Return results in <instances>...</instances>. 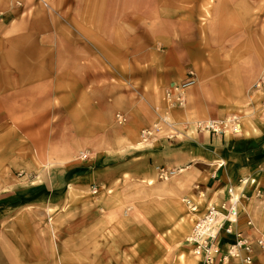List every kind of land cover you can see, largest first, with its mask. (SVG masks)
Returning <instances> with one entry per match:
<instances>
[{"label":"crops","instance_id":"crops-1","mask_svg":"<svg viewBox=\"0 0 264 264\" xmlns=\"http://www.w3.org/2000/svg\"><path fill=\"white\" fill-rule=\"evenodd\" d=\"M49 3L60 15L49 13L42 0H0V225L9 209L17 211L27 201L25 191L34 189L32 175L46 154L69 158L64 157L61 170L69 197L71 183L87 187L100 183L103 164L112 162L110 157L121 150L116 144L85 150L82 139L121 134L124 148L134 146L137 139L141 141L142 129L165 117L173 122L169 127L161 123L168 133L142 141L146 147L131 150L135 157L111 163L109 173L147 179L155 177L157 163L183 168L174 185L186 189L180 194L200 190L207 194L204 204L195 194L194 201L201 205L195 220L204 214L207 200L230 206L228 190L234 187L240 195L234 229L252 239L260 236L264 232V107L248 97L256 77L254 60L232 54L223 57L218 47L187 36L183 23H176L174 31L172 15L163 7L157 15L168 22L162 29L165 37L159 38L161 28L150 29L146 41L139 26L129 27L123 14L111 35L102 16L93 18L91 8H106L107 0ZM130 12L126 18L133 23L139 17L136 2ZM74 25L78 32L71 28ZM111 65L119 78L111 77ZM189 65L197 71L198 84L190 90L184 107H176L167 117L161 91L181 82ZM121 110L130 121L113 127L114 114ZM230 113L240 115L243 132L239 135L199 131L192 123ZM250 117L254 123L245 126ZM187 128L195 130L194 139L178 136ZM72 137L76 144H67ZM75 153L84 156L69 157ZM25 174H30L29 181ZM45 179V188L53 185L54 178ZM192 186L198 190L192 192ZM225 236L223 240H235L233 235ZM84 262L92 263L91 258ZM254 264H264V249L255 247Z\"/></svg>","mask_w":264,"mask_h":264},{"label":"rangeland","instance_id":"rangeland-1","mask_svg":"<svg viewBox=\"0 0 264 264\" xmlns=\"http://www.w3.org/2000/svg\"><path fill=\"white\" fill-rule=\"evenodd\" d=\"M135 2L139 17L132 23L127 21L126 15L131 13L130 9ZM42 4L49 13L60 15L52 9L51 3L47 6L42 1ZM161 7L170 11L174 31L176 23H183V27L187 28H185L187 36L189 34L193 40L208 47L211 45L214 48L218 47L223 57L232 54L254 60L257 66L256 77L249 87L248 97L257 99L264 107L262 88L264 85L256 86L257 83L264 81V0H107L106 8L94 7L90 11L93 18L99 19L102 16L105 19L104 26L110 29V35L114 34L115 27L120 25L115 22L116 19L123 14L125 23L129 27L138 25L143 39L148 41V30L156 28L162 30L168 23L157 15L159 11L161 12ZM153 14L154 19L149 18V15ZM165 15L166 18H170L168 13ZM59 18L68 20L66 16ZM74 27L78 32L75 25L71 26ZM95 27L99 28V25L96 24ZM161 32L162 34L158 35L162 37L159 38L165 37L164 31ZM152 37L154 38V35ZM190 69L197 75L195 67L189 65L185 68L184 78ZM110 70L111 77L119 76V71L113 65L110 66ZM130 72L133 71H127ZM96 76L102 78L101 73H96ZM197 84L198 80L194 86L187 89V97ZM168 88L163 87L161 91L162 101L165 103V109L162 111L167 117L171 110L178 107L169 106L165 99ZM120 112L125 113L122 110ZM120 112L114 114L113 127H123L130 121L129 115L125 113L128 121L119 125L116 115ZM250 113L245 115L249 116ZM164 119L165 117H158L150 127L152 129L156 125L159 126L151 138L157 134L168 133L165 131L166 127L164 129L161 125L162 123L168 126ZM201 119L192 123L197 126L196 122ZM253 123L251 117L246 118L245 126ZM161 129L163 132L160 133ZM191 130L187 128L185 133L180 131L178 136L194 139L196 133L194 129ZM226 134L232 136L236 133L227 130ZM120 135L82 139L85 150L103 149L108 144L111 147L116 144L121 150L116 152V157L113 155L110 157L113 159L112 162L102 163L106 168L100 183L92 182L88 187L76 183L69 184L68 188L65 186L69 189V197L63 187L65 176L61 171L65 162L64 157L67 156L46 154L47 156L41 158L43 161L37 159L38 170L36 175H32L35 178L34 189H26L27 201L17 211L9 209L8 215L1 221L0 264H85L84 259L87 258H91V264H202L200 258L190 251L186 242V237L195 224V214L186 201L188 196L193 201L196 200L197 194L199 203L204 204L205 199H201L204 190L194 193L193 190L198 189L192 186L191 195L180 194L186 189L183 185L174 187L179 172L169 181L162 180L157 167H167L158 163L154 165L156 173L154 178L146 179L140 175L141 178L138 176L126 179L124 176L116 177L110 174L111 163L124 162L127 159L125 156L135 157V154L131 155V150L146 147L137 139L134 146L125 145L124 148ZM56 141L51 143L54 144ZM75 141L73 137L69 138L67 144H76ZM56 147L59 145L53 148ZM76 156L80 158L84 154L75 153L69 157L73 159ZM29 175L25 174L27 181ZM17 176L22 175L17 173ZM45 176L54 178L53 185L49 188H45L47 185ZM22 214L23 218L19 216ZM2 226L4 228L1 233ZM124 257L127 261H124Z\"/></svg>","mask_w":264,"mask_h":264},{"label":"built area","instance_id":"built-area-1","mask_svg":"<svg viewBox=\"0 0 264 264\" xmlns=\"http://www.w3.org/2000/svg\"><path fill=\"white\" fill-rule=\"evenodd\" d=\"M47 6L50 5V0H42ZM186 78L180 83H177L166 90L165 99L171 107L184 106L187 100V89L197 83V75L194 70L186 72ZM264 81L257 83V87H262ZM264 89V86L262 87ZM117 123L125 124L128 121V116L125 113L116 115ZM166 124L172 125L173 122L164 119ZM199 131L204 130L212 134L225 133L226 129H231L233 132H238V126L241 124L238 114H231L225 118L217 119H201L196 122ZM159 126L144 128L141 130V141L148 142L153 136L155 130ZM159 177L162 180L169 181L177 174V169H167L163 166L157 167ZM244 182V181H243ZM228 206L222 203L220 206H208L204 215L197 220L192 231L188 235L187 242L192 245L193 252L200 258L203 264H254L255 247L264 249V232L256 237L250 238L244 236L240 230L234 229L233 220L237 214L238 202L240 199L239 193H235L234 187H230ZM186 203L195 208L196 205L191 200L187 199ZM225 235L235 236V240H223Z\"/></svg>","mask_w":264,"mask_h":264},{"label":"bare ground","instance_id":"bare-ground-1","mask_svg":"<svg viewBox=\"0 0 264 264\" xmlns=\"http://www.w3.org/2000/svg\"><path fill=\"white\" fill-rule=\"evenodd\" d=\"M238 132H233L231 129H226V131L227 130H231L233 133H241L242 132V124H239V126H238ZM184 169L182 168V169H179L177 172H179V173H181L182 171H183ZM176 176V175H175ZM207 194H206V192L205 191H203V193H201V199L203 200V199H207L206 196ZM194 202V201H193ZM220 201H214L213 199H210V200H207L206 201V209H207V207L208 206H211V205H214V206H220ZM194 204L196 205V207L195 208H191V205L189 206L190 208H191V211L192 212H194V213H197L198 211H199V209H200V204H196L195 202H194ZM206 211V210H205ZM204 211V212H205ZM204 215V214H203ZM203 215H201L200 217H198L195 221L197 222V220L199 219V218H201ZM195 222V223H196ZM195 225V224H194ZM193 229V228H192ZM192 231V230H191ZM189 235V234H188ZM189 237L187 236L186 237V241H187V239H188ZM190 251L194 254V255H196L194 252H193V250L190 248ZM197 256V255H196ZM203 264V263H202Z\"/></svg>","mask_w":264,"mask_h":264}]
</instances>
